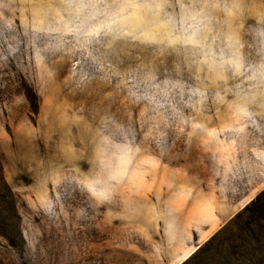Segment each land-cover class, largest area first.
<instances>
[{"label": "rangeland", "instance_id": "1", "mask_svg": "<svg viewBox=\"0 0 264 264\" xmlns=\"http://www.w3.org/2000/svg\"><path fill=\"white\" fill-rule=\"evenodd\" d=\"M13 77L0 165L24 244L0 237V264H179L217 231L223 264H264L242 210L264 189V0H0Z\"/></svg>", "mask_w": 264, "mask_h": 264}, {"label": "trees", "instance_id": "2", "mask_svg": "<svg viewBox=\"0 0 264 264\" xmlns=\"http://www.w3.org/2000/svg\"><path fill=\"white\" fill-rule=\"evenodd\" d=\"M251 208V213L261 211L253 220L259 222L264 220V189L260 191L254 199L246 204L242 210ZM259 208V209H257ZM261 209V210H260ZM260 210V211H259ZM262 214V215H261ZM262 216V217H261ZM222 231H217L211 235L205 242L199 245L188 257L179 264H184L185 260H189V264H210V260L217 257L218 264H223L220 259L229 261L225 258L226 249L223 244L214 243ZM0 237L3 238L12 248L23 247L24 240L20 230V216L17 212L14 194L4 180L0 165ZM214 244V246H213ZM208 253V254H207ZM198 259V260H197ZM199 261V262H198Z\"/></svg>", "mask_w": 264, "mask_h": 264}, {"label": "snow or ice", "instance_id": "3", "mask_svg": "<svg viewBox=\"0 0 264 264\" xmlns=\"http://www.w3.org/2000/svg\"><path fill=\"white\" fill-rule=\"evenodd\" d=\"M190 41H187V40H179L177 39L174 44L176 46V49L179 51L180 50V45L183 44V45H187L189 44ZM226 73H230L232 71L231 69V66L230 65H227V66H224V69H223ZM6 71V70H5ZM15 78L13 77L12 80H7L5 81L4 83H0V93H2L3 91L9 89L10 87H18V85H14L13 84V80ZM261 103H264V100L261 101ZM257 104V100L255 98L253 99H244V106L245 107H255ZM244 115L246 116L247 114L244 113ZM261 124L262 126H264V112L261 113ZM131 128L134 129L135 128V121L133 119L132 123H131ZM129 130L126 128L125 129V132L127 134ZM115 135L118 137L120 135L119 131H116ZM95 195V193H94ZM252 231L251 228L248 229V232H245L244 234L240 235L237 239H238V248L240 250H245L247 248H249L251 246V240L249 239V235L248 233H250ZM0 246H3V245H0ZM242 254V253H241ZM41 261H42V257L40 255L37 256V260H36V264H41ZM21 264H31L30 261L28 260H22L21 261ZM184 264H189V260H185L184 261ZM242 264V262H241Z\"/></svg>", "mask_w": 264, "mask_h": 264}, {"label": "bare ground", "instance_id": "4", "mask_svg": "<svg viewBox=\"0 0 264 264\" xmlns=\"http://www.w3.org/2000/svg\"><path fill=\"white\" fill-rule=\"evenodd\" d=\"M190 253H191V252H189L187 255H185V257H184V258H186V257H187V256H188ZM184 258H183V259H184Z\"/></svg>", "mask_w": 264, "mask_h": 264}]
</instances>
